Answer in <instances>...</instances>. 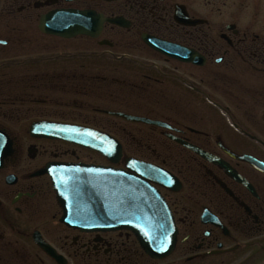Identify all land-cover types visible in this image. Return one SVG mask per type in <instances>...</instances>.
Instances as JSON below:
<instances>
[{
    "label": "flooded vegetation",
    "instance_id": "af4514ba",
    "mask_svg": "<svg viewBox=\"0 0 264 264\" xmlns=\"http://www.w3.org/2000/svg\"><path fill=\"white\" fill-rule=\"evenodd\" d=\"M235 3L229 17L241 19L249 5L243 6V0ZM189 4L187 0H0V264H229L235 256L238 264H264V182L243 173L241 167L249 164L233 157H264V38L253 32L250 36L236 19L216 23L210 2L196 0L201 11ZM57 10L93 12L120 22L105 21L98 37L43 32L42 17ZM252 17L256 20L258 15ZM92 18L81 20L90 25ZM36 29L42 37L77 46L66 45L57 57L49 53L31 57ZM213 30H218L216 37ZM145 36L189 48L193 59L182 61L175 52L158 51ZM80 40L94 42L99 52L83 48ZM119 45L127 51H113ZM247 74L251 85L244 84ZM36 77L60 78L63 86L57 88L63 92L103 89L105 97L96 99L102 107L95 109L110 119L135 123L111 113L124 103L129 111L117 110L170 124V128L152 126L165 140L149 138L136 155L169 169L181 181L175 191L159 186L177 225L173 253L154 258L130 230H84L61 220L63 208L44 168L52 162L99 164L101 155L64 139L31 133L30 126L37 121L94 126L73 117L37 114L36 104L51 103L36 97ZM116 83L122 85V102L115 101ZM60 89L46 88L50 93H61ZM59 102L57 107H75L71 101ZM166 111L173 116H164ZM185 142L227 160L253 183L255 193ZM155 145L158 148H152ZM174 146L175 156L198 162L204 175L212 178L216 188L203 191L205 200L188 195L184 201L188 171L174 172L166 159H158V149ZM117 166L126 164L122 160Z\"/></svg>",
    "mask_w": 264,
    "mask_h": 264
},
{
    "label": "water",
    "instance_id": "95a60500",
    "mask_svg": "<svg viewBox=\"0 0 264 264\" xmlns=\"http://www.w3.org/2000/svg\"><path fill=\"white\" fill-rule=\"evenodd\" d=\"M83 14L85 12L52 13L50 17L42 20L41 27L47 32L62 35L77 32L94 34V30L101 29L104 20L101 15L95 16L96 27L72 21L73 17ZM146 41L159 49L158 41L154 39ZM163 51L171 52L170 49ZM190 52L175 45V56L189 60ZM117 114L135 121L167 125L145 117ZM32 131L94 149L114 163H118L123 156V147L119 140L94 128L38 122L32 125ZM194 149L204 158L221 165L235 179L252 188L249 181L227 162L199 148ZM239 158L264 171V162L258 158L252 156ZM126 163L130 170L86 163H52L48 164L43 172L51 175L58 200L64 210L62 221L70 226L88 230L129 229L135 233L142 247L151 256L165 257L175 248L177 229L172 211L155 184L175 189L177 179L166 169L134 157L126 158Z\"/></svg>",
    "mask_w": 264,
    "mask_h": 264
},
{
    "label": "rangeland",
    "instance_id": "374dc122",
    "mask_svg": "<svg viewBox=\"0 0 264 264\" xmlns=\"http://www.w3.org/2000/svg\"><path fill=\"white\" fill-rule=\"evenodd\" d=\"M186 1V0H185ZM192 5V9L199 10L201 9L196 7V0H187V2ZM236 0H203V2H210L209 7L214 9L216 13L223 14L222 16L218 17L215 13L213 15V20L216 21L218 24H223L222 22H229L230 20H237V24L240 26L239 28L247 29L250 32L260 34L261 37L264 38V0H243V6L249 5L245 11H248L243 18L238 19L236 17H233L235 19H231L228 14V12L232 9L237 7ZM189 4V5H190ZM254 6H258L260 8V11L253 10ZM229 10V11H228ZM253 10V11H252ZM252 11V12H249ZM205 13V12H202ZM259 13V14H258ZM253 16H257L256 20H253ZM253 21H252V20ZM235 20V21H236ZM214 26L217 24H213ZM218 27V26H216ZM37 31V29H36ZM218 30H213L214 37L216 35ZM33 34V37H37L35 40V43L33 45L35 46L34 50H31L30 52H33L31 57L33 56H45L49 54H52L53 56L57 57L58 53H62L63 48L67 45L68 47H76V43H70L65 42L64 40L52 38V37H42L38 34V31ZM252 34H250L251 36ZM83 48L89 47L92 48V51L99 52L97 50V45L94 42L89 41H79ZM44 45L48 46V48L45 49ZM50 49V50H49ZM49 50V52H48ZM115 52H125L127 51L124 47L119 45L115 49H113ZM21 53H27L21 52ZM49 53V54H48ZM52 68L59 69L60 66H53ZM224 69V68H220ZM249 70V73H251V68H247ZM119 74H116V77H118ZM122 76V75H120ZM236 76V75H235ZM250 74H247L246 77H244V84H252V78ZM64 82V81H63ZM35 85L36 87V97L39 99H47L50 101L51 104L49 105H43V104H36L37 114L38 113H49L48 117H69L68 119L75 118L76 121H84L86 123H93V125H96V127L104 129L112 134H114L118 139L121 140V142L124 144L127 152L129 154H138L139 147L141 144H145L148 140H151L152 138H158L160 140H165L164 137H161L160 135V129L157 127H152L144 123H127L122 119L112 118L110 119L108 115L103 114L99 111H97L95 108L102 107V104L100 105L99 102H97L96 99H99L100 97H105L103 89H99L98 87H93L92 91H85V92H63L60 88L63 86L62 81L58 77H36L35 78ZM100 85V84H99ZM118 83L115 85L114 89V95H115V101L122 102V92H119L121 90ZM45 88V89H43ZM46 88L49 89H60L61 93H50L46 90ZM105 92H107L106 88L104 89ZM60 92V91H59ZM139 92V91H136ZM69 97H72L71 99ZM53 101V102H52ZM57 101V102H56ZM59 101H71L75 107L68 108H62L57 107L56 103H61ZM83 105V108H77ZM127 104H122L121 106H115L114 109H123L126 111H129L127 108ZM85 107V108H84ZM106 107V106H105ZM131 110V109H130ZM182 110V109H180ZM187 111V110H186ZM44 115V114H43ZM164 116H173V114L169 111H166V114ZM73 117V118H70ZM77 117V118H76ZM154 118V117H153ZM249 120V118H247ZM128 134H131L128 136ZM151 138V139H149ZM132 139V140H131ZM158 148L157 145L152 146V148ZM173 149V150H172ZM172 150V151H171ZM171 150L169 148L163 147L161 149H158V153H161L160 158L158 159H166L167 166L171 168L174 172L175 170H182L186 175V183H185V189H184V201H187V196L191 195L194 198H202L203 200L205 195L203 193L204 190H207L208 188H216L215 185L212 184V178L208 179L204 175V170H201L200 167H198V162L195 161H187V156L184 155H176L175 156V146L174 148L171 147ZM84 157H87L86 152H84ZM264 159V157H261ZM191 159V158H190ZM102 161V159H100ZM241 170L243 173H245L248 177H250L254 181H261L264 182V173H260L257 171H254L251 166L244 165L241 167ZM211 189V188H210ZM239 259L238 257H234L231 260H229V264H238Z\"/></svg>",
    "mask_w": 264,
    "mask_h": 264
},
{
    "label": "snow or ice",
    "instance_id": "6c2138e0",
    "mask_svg": "<svg viewBox=\"0 0 264 264\" xmlns=\"http://www.w3.org/2000/svg\"><path fill=\"white\" fill-rule=\"evenodd\" d=\"M3 146V144H2V142H0V147H2Z\"/></svg>",
    "mask_w": 264,
    "mask_h": 264
}]
</instances>
